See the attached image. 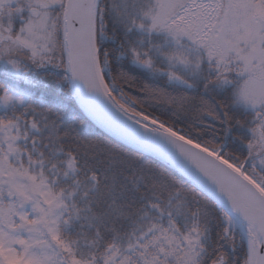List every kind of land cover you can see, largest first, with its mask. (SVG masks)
I'll return each instance as SVG.
<instances>
[{
  "label": "snow or ice",
  "instance_id": "snow-or-ice-1",
  "mask_svg": "<svg viewBox=\"0 0 264 264\" xmlns=\"http://www.w3.org/2000/svg\"><path fill=\"white\" fill-rule=\"evenodd\" d=\"M0 264H264V0H0Z\"/></svg>",
  "mask_w": 264,
  "mask_h": 264
}]
</instances>
